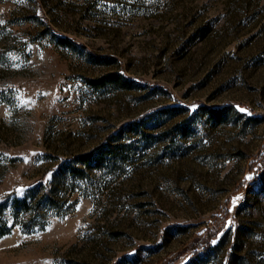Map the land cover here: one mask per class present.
<instances>
[{
	"label": "rangeland",
	"instance_id": "374dc122",
	"mask_svg": "<svg viewBox=\"0 0 264 264\" xmlns=\"http://www.w3.org/2000/svg\"><path fill=\"white\" fill-rule=\"evenodd\" d=\"M0 21V264H264V0Z\"/></svg>",
	"mask_w": 264,
	"mask_h": 264
},
{
	"label": "trees",
	"instance_id": "16d2710c",
	"mask_svg": "<svg viewBox=\"0 0 264 264\" xmlns=\"http://www.w3.org/2000/svg\"><path fill=\"white\" fill-rule=\"evenodd\" d=\"M90 154L91 153H84L83 155H81V158H83V159H86V158H88L89 156H90ZM21 204H22V206H26V205H28V203H27V201L26 200H24V201H21ZM18 206V205H17ZM210 247V246H209Z\"/></svg>",
	"mask_w": 264,
	"mask_h": 264
},
{
	"label": "snow or ice",
	"instance_id": "6c2138e0",
	"mask_svg": "<svg viewBox=\"0 0 264 264\" xmlns=\"http://www.w3.org/2000/svg\"><path fill=\"white\" fill-rule=\"evenodd\" d=\"M0 23H2V21H0ZM241 111H244L243 109H241Z\"/></svg>",
	"mask_w": 264,
	"mask_h": 264
}]
</instances>
